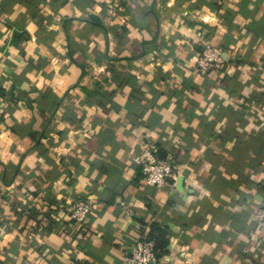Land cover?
Here are the masks:
<instances>
[{"label": "crops", "instance_id": "1", "mask_svg": "<svg viewBox=\"0 0 264 264\" xmlns=\"http://www.w3.org/2000/svg\"><path fill=\"white\" fill-rule=\"evenodd\" d=\"M263 199L264 0H0V264H125L152 224L158 264H264Z\"/></svg>", "mask_w": 264, "mask_h": 264}, {"label": "built area", "instance_id": "2", "mask_svg": "<svg viewBox=\"0 0 264 264\" xmlns=\"http://www.w3.org/2000/svg\"><path fill=\"white\" fill-rule=\"evenodd\" d=\"M218 51L211 45H204L194 62L195 71L206 77L222 64ZM138 167L142 181L148 187L160 190L164 187L175 190L176 163L170 158L160 159L155 156L150 146H144L142 151L132 158ZM68 219L76 230H81L89 223L92 213V201L77 200L67 208ZM255 223L264 228V199L254 214ZM149 229L138 227L136 238L129 244L125 264H158L160 258L155 250V244L148 237ZM68 264H79L71 261Z\"/></svg>", "mask_w": 264, "mask_h": 264}, {"label": "trees", "instance_id": "3", "mask_svg": "<svg viewBox=\"0 0 264 264\" xmlns=\"http://www.w3.org/2000/svg\"><path fill=\"white\" fill-rule=\"evenodd\" d=\"M148 237L154 241L155 250L160 258L166 252L168 244L166 230L156 224H152L149 228Z\"/></svg>", "mask_w": 264, "mask_h": 264}, {"label": "water", "instance_id": "4", "mask_svg": "<svg viewBox=\"0 0 264 264\" xmlns=\"http://www.w3.org/2000/svg\"><path fill=\"white\" fill-rule=\"evenodd\" d=\"M178 188H181V180H178Z\"/></svg>", "mask_w": 264, "mask_h": 264}]
</instances>
